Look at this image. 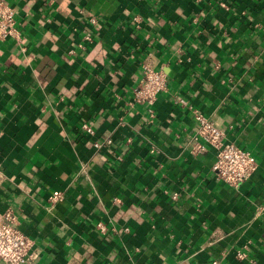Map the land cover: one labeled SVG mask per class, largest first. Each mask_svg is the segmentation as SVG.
<instances>
[{
  "label": "crops",
  "instance_id": "crops-1",
  "mask_svg": "<svg viewBox=\"0 0 264 264\" xmlns=\"http://www.w3.org/2000/svg\"><path fill=\"white\" fill-rule=\"evenodd\" d=\"M6 2L0 215L31 264H264V0ZM143 64L166 74L153 117L132 103ZM179 98L255 157L247 179L217 180L212 148L189 154Z\"/></svg>",
  "mask_w": 264,
  "mask_h": 264
},
{
  "label": "built area",
  "instance_id": "built-area-1",
  "mask_svg": "<svg viewBox=\"0 0 264 264\" xmlns=\"http://www.w3.org/2000/svg\"><path fill=\"white\" fill-rule=\"evenodd\" d=\"M15 11L6 0H0V41L7 36L16 33ZM91 40V36H85ZM167 88L166 74L161 68H154L149 64L142 65V75L134 88L132 103L144 104L148 107L149 116L153 117L151 105L156 97ZM177 102L185 106L190 112L196 124L193 133L187 137L186 148L190 155L202 154L207 148L215 150V160L212 171L217 180L236 186L247 179L256 169L255 157L247 150L240 148L233 142L224 140V132L208 119L199 109L189 104L184 98ZM83 130L93 134V129L88 124H82ZM111 139L104 142L94 141L93 147L102 148L111 144ZM172 198L176 193H172ZM51 202L61 199V193L53 191L50 196ZM243 253L237 252L236 257L242 258ZM39 257V250L33 240L23 234L14 224V218L10 213L0 215V259L4 264H31ZM211 264H217L216 260ZM250 264H257L251 260Z\"/></svg>",
  "mask_w": 264,
  "mask_h": 264
}]
</instances>
